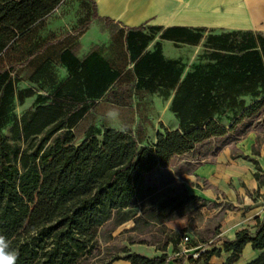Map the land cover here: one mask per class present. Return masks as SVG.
Here are the masks:
<instances>
[{"label":"trees","instance_id":"trees-1","mask_svg":"<svg viewBox=\"0 0 264 264\" xmlns=\"http://www.w3.org/2000/svg\"><path fill=\"white\" fill-rule=\"evenodd\" d=\"M64 2L0 0V60L9 61L0 77L1 107L5 106L10 76L39 54L34 42L41 39L34 31ZM83 4L89 7L92 17L95 2L83 0ZM98 25L110 35L122 31L109 19L98 21ZM205 32L201 28H169L163 38L199 45ZM28 35L35 38L27 39ZM130 35L131 31L128 40ZM48 44L45 42L39 51ZM19 47L22 52L18 55ZM205 49L200 62L182 81L181 69L176 71V62L165 61L160 49L145 54L137 62L136 69L146 72L149 87L163 86L169 90L178 86L170 111L178 120L179 129L162 127L155 144L143 145L130 131L106 128L102 139L91 137L79 145L60 141L48 145L52 136L63 129L62 124L44 133L49 121L43 115L26 112L20 120L27 148L22 150L18 146L14 161L15 145L0 132V234L17 251V264L194 262L193 256L170 258L166 253L149 259L124 247L125 256L103 263L97 250L100 229L134 205L145 189L146 176L160 167H169L176 157L194 151L206 141L228 135L264 110V34L243 30L211 33ZM43 72L44 76L51 74L49 70ZM53 78L48 82L53 84ZM108 96L113 98L112 102L122 100L115 89ZM256 165L255 177L261 180ZM199 200L186 195L175 202L173 210ZM170 242L177 247L181 236H172L164 251ZM248 244L263 252L248 264H264V222L259 220L254 232L248 229L238 232L234 240L225 241L223 248L205 251L197 262L210 264L213 257H221L225 252L231 254L226 264H234Z\"/></svg>","mask_w":264,"mask_h":264},{"label":"crops","instance_id":"crops-1","mask_svg":"<svg viewBox=\"0 0 264 264\" xmlns=\"http://www.w3.org/2000/svg\"><path fill=\"white\" fill-rule=\"evenodd\" d=\"M86 2L90 4L95 2L96 4V9L92 14L94 24H98V21L104 19L118 24L122 31L115 35L109 34L111 38L121 37L122 47L127 55L129 51L135 49L140 53L132 61L125 62V67L120 69L121 64L119 59L116 61L114 48L106 61L99 57L101 49L99 44L93 43L90 50L77 49V45H82L88 30L78 37V43L72 47L71 56L66 61H63L61 57L49 56L40 65L48 63L61 67L53 79L58 86L61 84L62 78H64L63 83L67 87L74 89L82 88V84L87 82L96 83L97 94L94 99L97 104L103 102L111 90H118L116 87L120 83L127 84L129 74L131 77L136 76L137 78L142 74L147 75L145 71L136 69V64L145 54L156 52L158 49L165 61L176 62V71L181 69V81L183 80L185 61L179 57H169L165 43L170 41L176 48H184L185 44L164 39L163 33L169 28L243 30L264 34V0H86ZM63 4L43 21L59 12ZM139 27L144 29L136 30ZM150 30H158L161 33L145 45L141 38L150 35ZM130 31L131 35L128 41ZM26 38H35V35H28ZM66 38L68 37L65 36L58 44L56 43V46ZM61 49V45L56 47L55 53H60ZM21 52V47H19L17 54L19 55ZM44 53L45 51L37 54L28 63L17 68L18 80L24 83L27 68ZM45 73L40 67L34 68L30 78L42 80ZM106 73L109 74L107 86ZM177 88L178 86L168 90L163 86L149 87L148 94L155 98L162 89L165 90V94L168 96L166 103L170 110ZM106 89H108L107 93ZM228 135L212 138L199 145L204 147L193 156L191 154L199 146L194 151L180 156L188 157L187 161L196 164V166L192 172L183 171L177 177L176 183L180 184L182 191L178 199L188 195L198 197L199 201L192 202L186 207L174 210L172 208L167 212L165 204L153 205L150 208L147 206L143 209L144 204L148 203V198L153 196L149 195L144 200L138 198L131 208L125 210L127 212L136 208L137 211L128 220L118 224V228L123 230L128 225L130 226L128 229L132 230L131 234H136L138 233L136 228L137 223L140 222L139 218H143L144 223L148 226L160 229L163 237V241L152 243L147 241H143L145 243L134 241L126 243L125 240V247L133 253L149 259L160 257L165 253L170 258H178L180 255L189 257L202 248L206 251L212 250L214 247L223 248L225 241L234 240L238 232L246 229L254 232L258 221L264 222V141L259 140V135L256 132H249L237 141H224L218 148H214L218 143L217 140H225ZM198 160L200 161L198 162ZM256 163L259 165L261 180H257L255 177L258 172ZM152 201L154 199L149 202ZM212 231L214 232L213 236L205 238V240L202 239L205 234ZM153 233L150 232V234ZM176 234L181 236L179 245L175 247L170 242L167 245V251H164L165 244ZM186 235H191L193 243L186 244L183 241V237ZM184 250L187 251L184 252ZM261 254L263 252L254 250L251 244H248L240 260L234 264H248L258 259ZM230 255V253L223 252L221 257H213L210 264H226ZM112 264L131 263L127 260H119ZM170 264L178 263L172 261ZM184 264L202 263L186 260Z\"/></svg>","mask_w":264,"mask_h":264},{"label":"rangeland","instance_id":"rangeland-1","mask_svg":"<svg viewBox=\"0 0 264 264\" xmlns=\"http://www.w3.org/2000/svg\"><path fill=\"white\" fill-rule=\"evenodd\" d=\"M89 7L83 4V0H65L59 12H56L42 24H40L34 33L40 37V41L34 42L37 44L36 50L38 53L44 54L38 56L31 66L26 70L25 81L18 80L16 73L10 76L9 86L6 90L4 98L5 106L1 107L0 99V132L4 137H7L14 146L13 160L16 161L14 151H17L18 146L22 150L27 148L23 138V125L20 118L26 112L32 114L43 115L50 123L44 133H49L57 124H62L63 129L52 136L50 142L60 141L61 143L70 142L73 145H79L91 137L102 139L106 128H115L130 131L143 145H152L156 143L157 133L162 131V127L168 130L179 129V122L175 115L168 110L167 94L165 90H161L157 97H152L148 94L149 83L146 75L136 76L128 75L127 84H119L118 89L122 100L120 102H112L113 98L107 95L103 102L98 104L95 102L97 88L96 83L87 82L82 84V88H70L63 83L60 86L55 82H48L52 77H55L60 70V66L54 64L43 63L49 56L56 58L61 57L63 61L71 56V49L78 43V37L84 32L88 34L84 36L81 49L90 50L91 45L99 44L100 58L106 59L109 54L115 49L116 61L119 59L120 69L125 67L124 63H128L135 59L140 53L139 50L129 51L127 55L122 47L121 37L111 38L108 32L101 30L98 24H94ZM94 24V25H93ZM264 29V28H263ZM220 30H206L204 38L199 45L185 44L184 48H176L175 45L167 41L165 43L166 52L169 57H179L185 61V75L205 54V45L208 36L211 33L219 34ZM150 35L141 38L142 43L147 45L149 41L155 39L161 31L150 30ZM70 35V36H68ZM61 44L56 46L60 40L64 39ZM129 41V40H128ZM45 42L48 46L44 47ZM113 42V43H112ZM61 45L60 53H55L56 47ZM114 48V49H113ZM118 57V58H117ZM9 61L6 59L0 60V77L7 69ZM42 68L49 70L51 74H46L41 82L32 81L30 76L33 69ZM11 72V69H10ZM48 75H53L52 77ZM109 74L106 73V86ZM55 79V78H53ZM138 79V80H137ZM81 86V85H79ZM100 92V90H99ZM108 92V89L105 90ZM249 102V100L247 99ZM125 104V105H124ZM3 105V104H2ZM119 108V118L109 122L105 118V113L112 107ZM228 124V123H226ZM249 132H256L259 135V140L264 141V110L254 119H248L238 125L231 131L225 140H217L214 148H218L224 141L234 142L245 136ZM42 134L40 137H42ZM214 143V142H213ZM204 146H199L191 155H195ZM188 157H177L173 160L171 166L166 169L159 168L153 174L146 176V185L143 193L139 196L144 200L149 195L148 203L145 207L159 206L165 204L166 212L171 210L178 196L182 194L180 184L176 183L177 177L181 172H192L196 164H191L187 160ZM200 160H198L199 162ZM152 202H149L153 200ZM136 208L124 212L119 217L113 219L99 231V248L97 254L99 261L106 263L114 257H123L122 253L127 242H159L163 241L160 229H154L144 223L143 218H139L136 230L138 233L131 234L132 230L126 226L125 229L118 228V224L131 217L136 213ZM144 233L143 236H141ZM150 232H154L150 234ZM214 235L212 231L205 234L202 239L209 238ZM189 241L187 244L193 243L191 235H188ZM184 238V237H183ZM215 245V244H213ZM204 249V248H202ZM201 250V249H200ZM196 261V260H195ZM92 264H94L92 262Z\"/></svg>","mask_w":264,"mask_h":264},{"label":"clouds","instance_id":"clouds-1","mask_svg":"<svg viewBox=\"0 0 264 264\" xmlns=\"http://www.w3.org/2000/svg\"><path fill=\"white\" fill-rule=\"evenodd\" d=\"M105 118L112 122L119 118V108L110 107L105 113ZM124 131L123 128L118 129ZM18 253L11 246V241L3 234H0V264H17Z\"/></svg>","mask_w":264,"mask_h":264},{"label":"built area","instance_id":"built-area-1","mask_svg":"<svg viewBox=\"0 0 264 264\" xmlns=\"http://www.w3.org/2000/svg\"><path fill=\"white\" fill-rule=\"evenodd\" d=\"M183 240L185 241V242H188L189 241V237L186 235V236H184V238H183ZM187 250H184V252H186ZM206 250L205 249H201V250H199L198 252H196V253H194L193 254V258H194V260H198L199 258H200V255L202 254V253H204Z\"/></svg>","mask_w":264,"mask_h":264}]
</instances>
